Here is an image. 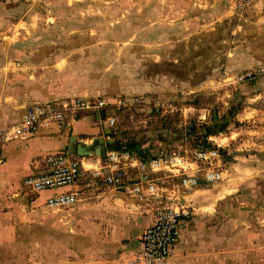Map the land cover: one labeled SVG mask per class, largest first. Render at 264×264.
I'll use <instances>...</instances> for the list:
<instances>
[{
    "label": "crops",
    "instance_id": "0c3cea01",
    "mask_svg": "<svg viewBox=\"0 0 264 264\" xmlns=\"http://www.w3.org/2000/svg\"><path fill=\"white\" fill-rule=\"evenodd\" d=\"M239 1L0 4V264H143L136 257L153 207L175 198L194 210L162 264H264V0H249L241 11ZM69 15L75 19L67 24ZM175 21L170 28L177 36L164 35ZM186 89L208 90L227 111L214 136L227 157L218 183L139 201L95 179L89 170L97 157L89 155L73 185L40 192L23 186L72 136L89 144L109 131L102 115L71 111L62 122L24 134L29 104L178 97ZM60 191H77L80 199L48 207L46 199Z\"/></svg>",
    "mask_w": 264,
    "mask_h": 264
},
{
    "label": "built area",
    "instance_id": "2783aa9c",
    "mask_svg": "<svg viewBox=\"0 0 264 264\" xmlns=\"http://www.w3.org/2000/svg\"><path fill=\"white\" fill-rule=\"evenodd\" d=\"M6 1L0 0V4ZM248 2L249 0H240L236 9L241 11ZM247 76H251V73ZM132 101L133 99L118 98L110 102L102 97L36 101L26 107L22 117V132L32 134L43 124L62 122L71 111H93L97 117L103 114L101 119L105 127L110 129L116 123L113 111ZM2 139L3 131L0 129V143ZM96 157L95 166L89 170L91 175L139 201L147 198L161 199L168 191L173 194L191 191L201 183L213 185L223 178L218 144L143 159L134 152L116 150H107L104 159ZM44 162L45 170L42 173L23 179V186L30 191L40 192L73 185L81 176L82 157L75 154L66 151L49 153L44 157ZM132 172L134 177L130 178ZM158 179H163V183L159 184ZM167 181L171 184V189L167 188ZM79 199L77 191H60L49 196L46 205L51 208L72 206ZM175 200L154 205L153 221L141 235V251L136 257L137 262L162 264L177 246L180 233L192 217L194 209L180 203L177 198Z\"/></svg>",
    "mask_w": 264,
    "mask_h": 264
},
{
    "label": "rangeland",
    "instance_id": "374dc122",
    "mask_svg": "<svg viewBox=\"0 0 264 264\" xmlns=\"http://www.w3.org/2000/svg\"><path fill=\"white\" fill-rule=\"evenodd\" d=\"M74 8L77 7L66 9ZM74 19L72 15L65 18L67 24L72 23ZM175 23L176 21L169 23L163 34L176 37L175 29L170 28ZM185 70L190 72L189 68ZM169 88L168 93L176 92ZM184 92L178 91V97L144 93L119 97L133 101L113 111L116 123L102 137L112 141L118 139L139 143L144 158L172 151L183 153L185 150L204 147L208 143L216 145L215 134L211 135L210 132L224 128L227 111L224 112L222 106H218L215 96L209 94L206 89L201 92H188L186 89ZM201 108L206 110H200ZM206 127L209 128V136L204 138ZM223 157L227 158L225 153Z\"/></svg>",
    "mask_w": 264,
    "mask_h": 264
},
{
    "label": "water",
    "instance_id": "95a60500",
    "mask_svg": "<svg viewBox=\"0 0 264 264\" xmlns=\"http://www.w3.org/2000/svg\"><path fill=\"white\" fill-rule=\"evenodd\" d=\"M214 119L216 120V115H214ZM219 131L220 130H218L217 132L211 131L210 134L214 135ZM111 142L112 140L104 139L103 137H98L93 138L91 143L84 144L82 142H79L76 137L72 136L70 138V143L68 147H66L64 150L69 154H75L80 157L95 155L104 159L106 157L107 152L106 145Z\"/></svg>",
    "mask_w": 264,
    "mask_h": 264
},
{
    "label": "trees",
    "instance_id": "16d2710c",
    "mask_svg": "<svg viewBox=\"0 0 264 264\" xmlns=\"http://www.w3.org/2000/svg\"><path fill=\"white\" fill-rule=\"evenodd\" d=\"M208 130L209 128L206 127L205 129V132L203 134L204 138H207L209 136V133H208ZM209 146H213V144H206L204 147H209ZM106 149L107 150H116V151H128V152H134L136 153V155L139 157V158H144L143 155H141V150H140V147H139V143H136V142H123L121 140H118V139H113V141L111 143H108L106 145ZM219 152L221 154V157L224 156V151L223 149L219 148Z\"/></svg>",
    "mask_w": 264,
    "mask_h": 264
}]
</instances>
